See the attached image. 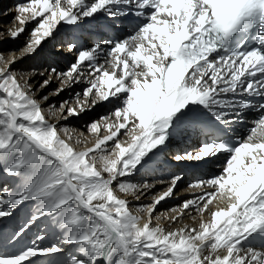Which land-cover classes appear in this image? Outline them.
<instances>
[{
    "label": "snow or ice",
    "instance_id": "1",
    "mask_svg": "<svg viewBox=\"0 0 264 264\" xmlns=\"http://www.w3.org/2000/svg\"><path fill=\"white\" fill-rule=\"evenodd\" d=\"M10 11L19 27L9 37L29 34L10 58L0 51V175L14 181L0 183V218L30 211L0 233V264H264V0H17ZM101 14L113 29L131 17V31L87 46L69 34L60 42L74 62L33 73L44 77L35 87L12 70L63 26ZM53 79L50 95L83 87L46 113L49 95L36 92ZM97 107L104 114L87 128L96 139L83 148L52 118ZM251 111L258 116L241 135L233 126ZM188 129L202 139L173 160L226 154L219 172L194 178L187 187L199 192L155 215L184 177L173 173L133 210L121 194L139 200L154 185L131 177ZM192 209L190 223L170 226ZM41 220L53 232L24 243Z\"/></svg>",
    "mask_w": 264,
    "mask_h": 264
},
{
    "label": "rangeland",
    "instance_id": "2",
    "mask_svg": "<svg viewBox=\"0 0 264 264\" xmlns=\"http://www.w3.org/2000/svg\"><path fill=\"white\" fill-rule=\"evenodd\" d=\"M17 3V0H0V41H3L2 47H0V51L4 52V55L6 58H10V56L14 53V50L16 49H22L24 47L25 40L28 37V31H26L24 34H22L17 40H12L9 37V33L7 32V29H14L15 27H19L18 24L14 21V11L15 5ZM29 29L31 28V25L28 26ZM66 26H63L58 33V37L55 39H49L43 46L33 55L25 57L22 60H19L16 64L12 65L14 67V72L17 73L18 76H22L24 78L31 77L30 83L35 87L37 86L44 77H41L39 75H33L35 72L42 71L43 68H48V67H55L58 69V71H64L66 70L67 66L71 63L74 62V56L75 53L73 52H68L66 49L65 44L62 45L60 41L64 40L66 41L69 35H64L62 33L63 28ZM66 32H67V27H66ZM63 38V39H60ZM83 39V38H82ZM79 46V45H78ZM15 55L19 56L20 52L15 51ZM59 80L53 79L52 82L43 90L37 91L36 92V98L40 99L44 95H49V100L44 102L42 101L43 107L45 112L47 113L49 110L50 105L56 106L58 109L59 104L64 101V100H71L72 94L75 92H79L82 90L83 85L77 84L74 85L73 87L66 89L65 91L61 92L59 95H50L51 93L54 92V90L59 86ZM72 103H74V100H71ZM107 107V106H105ZM104 114V109L97 107L96 109L92 111H88L84 113V116H82L85 119H87L85 122L84 120H81L79 118V122H75V119L77 117L72 116L67 121H62L59 120V125L61 129L67 128L70 129L69 127H73L70 131V134H76L75 129H81L82 132H84L86 135L91 136L88 138L91 140L93 138L92 134H89L87 131L88 125L92 120L98 119L100 115ZM74 117V118H73ZM179 141L184 142L183 138L179 139ZM174 143H171L166 149L167 155L164 157L166 160H170L171 165V171H166L167 163L168 161H164L163 159L160 160H154L155 164H157V167L160 165L162 168L158 171H149L147 169V166L143 169H140L138 173H136V181H138L139 184L144 183V181H148V183L154 184V186L145 191L144 194H141L140 192H137L136 195L140 196V199H128L130 201V205L133 210H135L137 207L141 206L142 204H147L150 203L154 197L157 194L163 193L168 184L166 183L169 179L171 174L173 173H180L182 172L184 174V177L182 181L178 182L176 188L174 189V195L170 198L167 199L163 202H161L157 206V210L155 215H160L161 213H164L168 211L169 209L176 207L182 203L185 199L191 198L189 193L190 192H199L200 189H189L187 186L189 183L194 179L197 178L198 175L196 174L197 171H191L189 174L185 173L184 167L193 165L197 166L200 164L207 163L206 162H194V161H182V162H177L173 159V154L178 151V150H183L187 149L190 147V144L181 147V148H175V146L171 145ZM220 156V163L217 164L218 166H221L226 157L219 155ZM209 164V163H208ZM216 165V166H217ZM159 168V167H158ZM211 168V166H210ZM175 169V170H174ZM219 167L215 169V172L213 170L210 171V174H215L219 172ZM146 170V171H145ZM203 170V169H202ZM153 175V176H152ZM192 175V176H191ZM160 181H165V183H160ZM128 198V197H125ZM163 204V205H162ZM161 205V206H160ZM193 210V209H192ZM163 219H161L162 221Z\"/></svg>",
    "mask_w": 264,
    "mask_h": 264
},
{
    "label": "bare ground",
    "instance_id": "3",
    "mask_svg": "<svg viewBox=\"0 0 264 264\" xmlns=\"http://www.w3.org/2000/svg\"><path fill=\"white\" fill-rule=\"evenodd\" d=\"M101 16H103V15L101 14ZM100 17L98 18V20H85L84 22H82V24L78 28L69 27V26L65 25L67 27V32H66V27L63 28V30H62L63 36L64 35H69L71 33H75L74 39L76 40V43L79 46L91 45L93 43V39L94 38L99 39V40L107 39L105 37V35L102 33V31H101L103 20H101ZM127 33H129V32H127ZM124 34H126V33H123V35ZM57 37H58V35H57ZM60 39H63V38L60 37ZM0 66H2V65H0ZM12 70L15 71L13 66H12ZM58 116H59V113L56 112V115L54 117H52V118L54 120H57V122H59ZM82 116H84V113H82L80 116H75V117H77L75 119V122L76 123L79 122V118L81 120H84V118ZM69 118L67 120L71 119V118L70 119ZM86 120L87 119H85L83 122H85ZM62 121H65V120H62ZM59 127H60V125H59ZM69 128L70 129H68V131H70L73 127L70 126ZM73 131H75L76 134H77V135H75L74 133L72 134L74 139L76 137H78L80 140L85 141V143H82V144H78V145L74 144V146L77 147V148H83V147H86V146H91V144L94 143V141L96 139V136L93 135V138L91 140H89L88 138H90L91 136L86 135L84 132H82L81 129L77 128V129H75ZM197 133L198 132L196 130H194V129H188V130H185V131H183L181 133H178L176 136L173 137L172 143H174V144H172L171 147L172 146H175V148H176V146H177V148L184 147V146L188 145V141H190V140L192 141L190 143V147H194L195 146V142L197 141V138H196V134ZM181 138H183V140L185 142L179 141V139H181ZM73 143H74V140H73ZM166 155H167V152H166L165 148L162 149L161 151L157 152L153 156L152 161L147 165V169L149 171H158V170H160V168H162V166L159 165L158 166L159 168H158L157 164H155L154 160L163 159L164 161H168V163H167V167L168 168L166 169V171H171L172 169L170 167H171L172 163H170V160L164 159V157ZM171 160H173V159H171ZM219 163H220V157L218 156L216 158H213L210 161H207V163H204V164H200V165H197V166H193V165L185 166L184 167V171H185V173H188V174L191 171H197L196 174L198 175V177L206 178L207 175H210V171L211 170H213L215 172V169L217 167L220 168V166L217 165ZM210 166H211V168H210ZM135 176H136V174L131 177V181L133 183L139 184L138 181H136V177ZM5 181H7V183L9 185L14 183V181L11 178L3 176V175H0V183H4ZM152 184L154 185V184H156V182H154ZM121 196L123 198L128 197L126 199H134V197L131 194H129L127 196H125L124 194H121ZM154 197H155V195H154ZM170 198H167V199H170ZM167 199H165V200H167ZM31 210H34V209H31ZM29 211H30L29 207L25 206V207L20 208L16 212V214L14 216H12V217L0 218V233L6 234L7 232L11 231V229L15 228L20 222H22L23 219H25L27 217ZM169 214H171V213H169ZM194 215H196L195 209L191 210L190 214L188 216H186L183 220H181L178 225H170V226L171 227H176V226H179V225H182V224H185V223H190V218H191V216H194ZM160 223L167 224V221L162 220V221H160ZM41 232H45V233H49V234H51L53 232V229L50 226L48 221L41 220L38 224L33 226L31 228V230L27 233V235L24 237V243H30L31 240L35 239L36 235L38 233H41ZM49 238H51V235L49 236ZM44 243L46 244L47 240H45ZM42 259L43 258H41V260Z\"/></svg>",
    "mask_w": 264,
    "mask_h": 264
}]
</instances>
